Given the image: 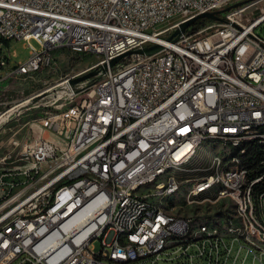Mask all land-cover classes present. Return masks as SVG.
<instances>
[{
    "label": "built area",
    "instance_id": "obj_1",
    "mask_svg": "<svg viewBox=\"0 0 264 264\" xmlns=\"http://www.w3.org/2000/svg\"><path fill=\"white\" fill-rule=\"evenodd\" d=\"M242 1L0 0V82L52 66L58 50L97 59L82 90L72 84L79 75L55 87H68L73 98L87 92L60 120L47 118L59 140L27 142L15 134L0 156V264H214L211 254L221 264H247L245 242L254 247L252 260L264 264V191L254 192L264 173L228 177L217 196L240 201L241 224L254 228V235L225 240L228 251L214 248V234L239 228L232 220L199 238L194 217L164 219L149 207L151 196L197 179L203 168L187 167L179 178L161 177V170L188 158L204 134H226L231 143L250 129L264 131V39L255 32L264 9L249 11L264 0L171 38L183 22ZM12 42L27 45L26 62L11 63ZM155 45L163 49L138 53ZM237 182L244 191H236ZM127 193H134L131 207H123ZM117 227H126L125 248H117ZM161 242L169 249L157 251Z\"/></svg>",
    "mask_w": 264,
    "mask_h": 264
},
{
    "label": "rangeland",
    "instance_id": "obj_2",
    "mask_svg": "<svg viewBox=\"0 0 264 264\" xmlns=\"http://www.w3.org/2000/svg\"><path fill=\"white\" fill-rule=\"evenodd\" d=\"M260 7L264 9V3L250 9L249 11L252 12L251 16L260 14ZM193 28L191 26L189 29L193 31L195 30ZM255 32L264 39V23ZM32 45L40 48L35 41H32ZM10 47L11 50L16 52L17 56L11 60L12 64L27 61L29 55L27 45L23 42H12ZM54 59L55 62L52 66L45 67L33 75L21 76L0 82V115L32 97L39 96L32 100L27 107L14 110L7 121L1 123L0 156L6 151L8 140L15 134L17 138L26 140L27 142H33L37 138H45L51 141L59 140L57 135L55 136L54 133L47 130L45 126L47 118L52 117V119H55L59 117L57 120H60L63 114L70 112V110L80 105L84 98H86V91L77 93L73 98L68 87H55L76 75H79L76 78L78 79L93 72L86 71L97 62V59L92 56L77 55L69 50L56 51ZM88 80L90 78L76 83L74 87L75 90L77 89L76 92L82 90ZM223 147L226 149V152H224L225 149ZM231 152L232 148L229 146L218 143H204L198 149L195 157L187 167L194 169L207 167L214 155L226 159ZM194 185L195 181H192V185L189 183L183 184L176 196L164 201L165 206L172 209L171 212L177 216L194 217L197 221L204 218L211 219L219 214L222 215V212H227L226 209L222 211L224 208L232 207L233 203L228 200H220L215 203L204 201L203 203L189 204L187 202V196ZM215 191L211 190L203 194L202 197L200 196L199 202L204 198H210L213 201L216 196ZM227 216L229 217L230 213L225 214L224 218ZM94 245L96 251H99L101 248L100 241H96ZM244 255L245 252L242 256L244 257ZM253 256L254 254L248 255L249 259L247 264H260L259 261L252 260Z\"/></svg>",
    "mask_w": 264,
    "mask_h": 264
},
{
    "label": "bare ground",
    "instance_id": "obj_3",
    "mask_svg": "<svg viewBox=\"0 0 264 264\" xmlns=\"http://www.w3.org/2000/svg\"><path fill=\"white\" fill-rule=\"evenodd\" d=\"M69 83L71 82L69 81ZM12 112L13 111L10 112V115ZM5 121H7V117H0V125ZM226 142H228V135L226 134H204V139H197L195 142H193L191 155H189L188 158H186V156H179V159L172 160L171 166H163L161 170V177H181V172L185 171L187 166H189L198 149L203 146L204 143H218L224 146H229L232 148V152L228 158L223 159L220 156L214 155V161L212 162L211 160L207 167H204L200 170H195V177H197V179L192 180L195 181L194 187H200L202 186V182H206L209 179L211 180L208 183V188H202L201 190L195 191V193H193L192 187L188 193L187 200L190 199V201H199L200 196L202 197L203 194H206L211 190H216V196L213 201L210 198L204 199L212 201L211 203H215L220 200L230 201V199H224L223 197L217 196L221 194V188L224 186V183L228 182V177L241 176L243 171L244 174L257 172V166L251 167L250 161L252 159H248L247 157L250 149L253 146L257 145L256 147L258 148V145H264V131L250 129L248 136L245 138L231 141V143ZM262 163L264 166V161H262L261 164ZM218 173H220V178H212L218 177ZM262 182L263 184L254 185V192L264 191V175H262ZM182 185L183 184L177 185V193L180 191ZM244 190L245 183L237 182L236 191ZM177 193H160L158 195H153L149 199V207H159V215L164 219H175L178 216L171 212L172 209L165 206L164 201L173 198L177 195ZM133 200L134 193H127L126 200H123V207H131V201ZM230 202L233 203L232 207H226L225 209L227 212H222V215L224 214V216L225 214L230 213L229 217L227 216L224 218V216L222 217V215L219 214L211 219L204 218L202 220L200 219L199 221H193V230H199V238H206V230L204 229H218L222 225L223 221L232 220L233 226H239V228H231V233H225V237H223L221 234H214V248H220L221 251H228V242L225 240H232V236L248 237L249 235H254V228L249 227V224H241V221L245 218V206H240V201ZM252 212H259V203H252ZM131 235H138V227H131ZM115 238L117 248H125L126 227H117V231H115ZM168 249L169 242H161V244H157V251H164ZM245 250L247 252V257L249 254H254L252 242H245ZM211 261L214 264H221V260H219V254H211Z\"/></svg>",
    "mask_w": 264,
    "mask_h": 264
},
{
    "label": "water",
    "instance_id": "obj_4",
    "mask_svg": "<svg viewBox=\"0 0 264 264\" xmlns=\"http://www.w3.org/2000/svg\"><path fill=\"white\" fill-rule=\"evenodd\" d=\"M248 1L250 0H246V1H242V2H239V3H236L234 5H231L223 10H218V11H214V12H208V13H204V14H200L199 16H196L195 18H192L186 22H183L181 25H180V28L173 34V37L175 36H178L180 35L181 33H184L186 30H188L197 20L199 19H209V20H213V21H224V18H221L220 16L231 11L232 9H235V8H238L244 4H246ZM163 49V47L161 45H155V46H152V47H149V48H145L143 51H138V53L140 54H145V55H153L159 51H161ZM120 58H117L115 60H113L111 63H110V66H114L118 61H119ZM96 74V72H91L89 74H87L86 76L84 77H81V78H78L76 80H73L72 81V84H76L78 82H81V81H84V80H87L91 77H93L94 75Z\"/></svg>",
    "mask_w": 264,
    "mask_h": 264
},
{
    "label": "trees",
    "instance_id": "obj_5",
    "mask_svg": "<svg viewBox=\"0 0 264 264\" xmlns=\"http://www.w3.org/2000/svg\"><path fill=\"white\" fill-rule=\"evenodd\" d=\"M221 18H224V15L220 16ZM215 21L213 20H209V19H199L197 20L192 27H194L193 29L198 30L201 27H204L206 25H208L209 23H213ZM194 31V30H193ZM257 146V145H256ZM256 146H253L249 153H248V159L251 158L252 160L251 162V167L254 166H258L261 164L262 161H264V145H258V148ZM260 146V147H259ZM256 151V152H255ZM261 152V153H260ZM263 154V155H262ZM256 155V156H255ZM259 156V157H257ZM256 158V159H255ZM254 162V163H253ZM257 173L258 175H261L262 173H264V166H259V169H257Z\"/></svg>",
    "mask_w": 264,
    "mask_h": 264
},
{
    "label": "crops",
    "instance_id": "obj_6",
    "mask_svg": "<svg viewBox=\"0 0 264 264\" xmlns=\"http://www.w3.org/2000/svg\"><path fill=\"white\" fill-rule=\"evenodd\" d=\"M224 148V147H223ZM225 149V148H224ZM224 152H226V149L224 150Z\"/></svg>",
    "mask_w": 264,
    "mask_h": 264
}]
</instances>
